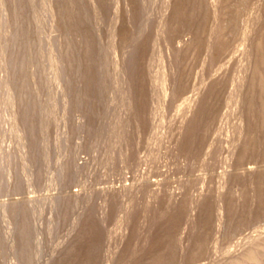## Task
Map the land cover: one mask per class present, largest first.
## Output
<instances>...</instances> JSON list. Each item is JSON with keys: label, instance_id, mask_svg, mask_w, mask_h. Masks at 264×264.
Masks as SVG:
<instances>
[{"label": "rangeland", "instance_id": "rangeland-1", "mask_svg": "<svg viewBox=\"0 0 264 264\" xmlns=\"http://www.w3.org/2000/svg\"><path fill=\"white\" fill-rule=\"evenodd\" d=\"M242 263L264 0H0V264Z\"/></svg>", "mask_w": 264, "mask_h": 264}, {"label": "bare ground", "instance_id": "bare-ground-1", "mask_svg": "<svg viewBox=\"0 0 264 264\" xmlns=\"http://www.w3.org/2000/svg\"><path fill=\"white\" fill-rule=\"evenodd\" d=\"M21 236H22V235H21ZM255 249H256V248H255ZM254 251H255V250H254ZM247 252H248V251H247ZM246 254H247V253H246ZM246 257H248V261L254 259V256H253L252 254L249 255V256H246ZM243 258H244V257H243ZM243 258H242V259H243ZM256 259H257V258H256ZM255 261H256V260H255ZM234 262H235V260H234ZM234 262H233V263H234ZM241 262H242V261H241ZM244 262H245V261H244ZM250 263H251V262H250ZM253 263H254V262H253ZM255 263H256V262H255ZM242 264H243V263H242ZM244 264H245V263H244Z\"/></svg>", "mask_w": 264, "mask_h": 264}]
</instances>
